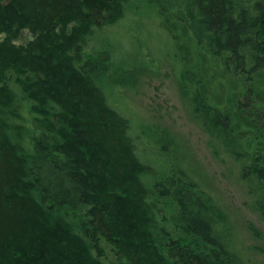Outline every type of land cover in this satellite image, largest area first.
Segmentation results:
<instances>
[{"label": "trees", "instance_id": "obj_1", "mask_svg": "<svg viewBox=\"0 0 264 264\" xmlns=\"http://www.w3.org/2000/svg\"><path fill=\"white\" fill-rule=\"evenodd\" d=\"M145 1L175 41L193 120L264 216V0ZM134 2L0 0V264H106L104 242L115 264H253L189 169L173 160L156 174L109 103L106 87L132 85L136 71L86 46ZM23 28L36 35L27 46L12 37ZM57 231L68 241L58 251Z\"/></svg>", "mask_w": 264, "mask_h": 264}, {"label": "rangeland", "instance_id": "obj_2", "mask_svg": "<svg viewBox=\"0 0 264 264\" xmlns=\"http://www.w3.org/2000/svg\"><path fill=\"white\" fill-rule=\"evenodd\" d=\"M62 31L63 26L57 30L58 40L66 39ZM7 35L0 32V41ZM12 37L16 44L27 46L36 35L23 28L12 33ZM102 48L113 52L115 66L124 64L136 71L132 85L107 86L105 92L109 103L131 119V135L137 153L152 165L156 174L164 172L173 160L188 168L213 196L214 203L228 215L229 241H233V247L241 251L248 262L264 264V216L254 209L238 164L225 154H215L209 146V136L193 120L177 86L181 64L174 60L177 58L175 41L162 26L156 10L145 0H135L118 23L96 29L86 52ZM52 49V45H48L47 57L53 56L49 52ZM73 129L72 138L83 145L82 125L77 122ZM169 169L170 165L166 172ZM54 237L57 251L67 246V238L62 233L57 231ZM40 247L44 252L45 244ZM103 247L105 256L101 260L115 264L114 246L104 242ZM38 256L47 257L43 253Z\"/></svg>", "mask_w": 264, "mask_h": 264}]
</instances>
